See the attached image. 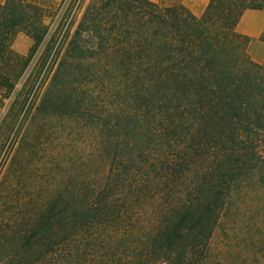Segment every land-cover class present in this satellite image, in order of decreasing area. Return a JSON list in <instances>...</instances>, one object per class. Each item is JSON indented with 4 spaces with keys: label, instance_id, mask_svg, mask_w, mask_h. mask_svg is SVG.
Here are the masks:
<instances>
[{
    "label": "trees",
    "instance_id": "obj_1",
    "mask_svg": "<svg viewBox=\"0 0 264 264\" xmlns=\"http://www.w3.org/2000/svg\"><path fill=\"white\" fill-rule=\"evenodd\" d=\"M42 1L0 3V95L14 99L0 120V264H222L211 242L234 184L264 172V66L236 29L264 0H208L202 15L182 1ZM19 32L35 41L27 55ZM57 32L65 51L36 82L34 51Z\"/></svg>",
    "mask_w": 264,
    "mask_h": 264
},
{
    "label": "rangeland",
    "instance_id": "obj_2",
    "mask_svg": "<svg viewBox=\"0 0 264 264\" xmlns=\"http://www.w3.org/2000/svg\"><path fill=\"white\" fill-rule=\"evenodd\" d=\"M89 0H84L81 6H85ZM182 0H160L161 5H173ZM47 6H55L61 3V0H43ZM78 0L76 1L77 4ZM75 3V2H74ZM199 9L206 10L208 0H195L192 4ZM67 10L61 12L64 18L68 12H74L76 5H71ZM190 8L189 4H186ZM78 7V9L80 8ZM191 9V8H190ZM82 11H77L76 16L72 18L70 28L74 30ZM67 22L70 19H66ZM52 50L49 54H42V46L35 51L32 61L28 67L29 75L33 80L38 82L44 73H49L51 66L50 60L55 50H61V54L65 51L67 40L56 33L53 39ZM35 41L23 32L17 33L12 43V47L17 52L27 55L34 48ZM47 75L44 80L46 81ZM48 79L46 81V84ZM46 86V85H45ZM44 88V83L42 87ZM12 93L8 98L0 95V120L8 112L13 99ZM38 97V96H37ZM36 97V98H37ZM25 100H36L25 92ZM117 100V99H114ZM24 111V110H23ZM24 112L21 113V117ZM46 157V170L48 166L56 167L57 158L53 149L50 151L51 158L48 157L45 150L42 154ZM49 162V163H48ZM49 168V167H48ZM57 169L51 171L57 176ZM50 172H47L45 179L47 180ZM51 176V175H50ZM52 177V176H51ZM225 209L221 224L215 231L211 246L212 256L214 259L221 260L222 264H264V172H255L249 176L240 178L233 187L231 197Z\"/></svg>",
    "mask_w": 264,
    "mask_h": 264
},
{
    "label": "crops",
    "instance_id": "obj_3",
    "mask_svg": "<svg viewBox=\"0 0 264 264\" xmlns=\"http://www.w3.org/2000/svg\"><path fill=\"white\" fill-rule=\"evenodd\" d=\"M5 0H0V3ZM155 2H160V0H153ZM195 0H182L186 5L189 4L192 12L196 15H202L204 10L199 9L192 2ZM237 31L248 37V43L246 46V51L249 58L264 66V40L261 39V35L264 32V9H246L237 26Z\"/></svg>",
    "mask_w": 264,
    "mask_h": 264
}]
</instances>
